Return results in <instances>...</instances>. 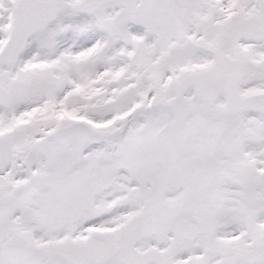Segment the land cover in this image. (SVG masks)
I'll use <instances>...</instances> for the list:
<instances>
[{
  "label": "snow or ice",
  "instance_id": "snow-or-ice-1",
  "mask_svg": "<svg viewBox=\"0 0 264 264\" xmlns=\"http://www.w3.org/2000/svg\"><path fill=\"white\" fill-rule=\"evenodd\" d=\"M0 264H264V0H0Z\"/></svg>",
  "mask_w": 264,
  "mask_h": 264
}]
</instances>
